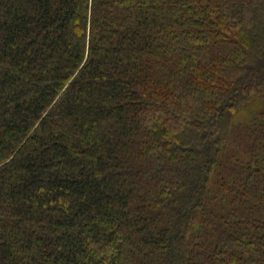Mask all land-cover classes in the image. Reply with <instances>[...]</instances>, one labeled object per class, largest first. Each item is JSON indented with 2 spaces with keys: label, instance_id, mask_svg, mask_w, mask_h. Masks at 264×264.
<instances>
[{
  "label": "trees",
  "instance_id": "1",
  "mask_svg": "<svg viewBox=\"0 0 264 264\" xmlns=\"http://www.w3.org/2000/svg\"><path fill=\"white\" fill-rule=\"evenodd\" d=\"M0 264H264V0H0Z\"/></svg>",
  "mask_w": 264,
  "mask_h": 264
}]
</instances>
